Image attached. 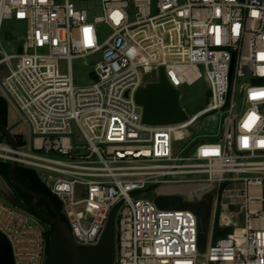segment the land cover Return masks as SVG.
<instances>
[{
	"label": "built area",
	"instance_id": "2783aa9c",
	"mask_svg": "<svg viewBox=\"0 0 264 264\" xmlns=\"http://www.w3.org/2000/svg\"><path fill=\"white\" fill-rule=\"evenodd\" d=\"M101 1L103 15L91 20L72 0H0V30L4 19L26 23L20 50L0 51L1 85L32 131L31 151L26 136L18 144L13 135L14 149L0 132V159L52 180L44 182L79 244L97 243L123 201L115 264H264V96L253 98L264 93V0ZM100 23L112 29L103 42ZM97 53L95 82L76 86L72 59ZM160 67L178 89L205 77L208 105L180 123H144L135 94ZM215 111L224 112L220 137L175 155V142ZM170 195L192 203L212 195L204 253L197 214L156 204ZM216 227L226 235L215 240ZM0 231L15 264H44L46 229L2 198Z\"/></svg>",
	"mask_w": 264,
	"mask_h": 264
},
{
	"label": "water",
	"instance_id": "95a60500",
	"mask_svg": "<svg viewBox=\"0 0 264 264\" xmlns=\"http://www.w3.org/2000/svg\"><path fill=\"white\" fill-rule=\"evenodd\" d=\"M181 92L167 79L164 67L159 69L157 81L147 82L135 94V100L143 108V122L150 125H170L188 119V114L180 102ZM0 130L7 137L14 149L17 148L11 130L0 124ZM18 163L12 162L9 178L18 189L34 198L32 205L38 210V202L44 197L33 189L21 183L15 175ZM6 201V200H5ZM123 201L118 202L111 210L100 239L95 244H79L67 222L58 210L52 206L54 215L42 213L55 226L49 238V254L44 264H115L117 239L116 216ZM155 202L161 209H191L198 217V251H206L209 239L212 195L192 203L187 202L179 195L157 196ZM18 203V202H17ZM19 208L29 213L23 202ZM39 211V210H38ZM0 264H15L12 246L8 238L0 231Z\"/></svg>",
	"mask_w": 264,
	"mask_h": 264
},
{
	"label": "rangeland",
	"instance_id": "374dc122",
	"mask_svg": "<svg viewBox=\"0 0 264 264\" xmlns=\"http://www.w3.org/2000/svg\"><path fill=\"white\" fill-rule=\"evenodd\" d=\"M72 1L74 2L77 9L87 10L88 16L91 20H93L95 17L103 15V6L101 0ZM97 30L100 42H103L112 31L110 26L104 23L98 24ZM25 34L26 23L24 21H18L15 19H4L0 30V51H6L9 54L19 51L20 47L22 46ZM100 60V54L98 53L88 56L86 58L72 59L71 67L74 84L78 87H81L94 83V68L97 63L100 62ZM17 62V59L13 60L14 64H16ZM59 66L62 73L65 74L68 72L67 60H61L59 62ZM5 72V67L0 66V96L6 100L7 104V128H9L11 130V133L13 135H16L17 137L19 135L26 136L28 141L25 145H23V148L27 151H31V127L27 122L21 121L22 116L20 111L1 85V80ZM147 76L149 79L155 78L153 73L151 72H147ZM179 90L181 92V105L189 116L196 114L208 105L211 92L209 90L208 81L205 77L199 79L193 84L183 83L179 86ZM223 118L224 112L222 111H215L202 116L197 122H195L192 126L188 128V132L186 133V137L184 139L175 142V155H186L187 150L193 148V146L200 140L217 139L218 137H220L223 127ZM74 132L78 140L82 141V135L77 127L74 128ZM41 153L46 154L44 152ZM51 155L54 157H58L55 154ZM0 160L11 162L6 159ZM188 177L198 178V176ZM44 181L50 184L52 180H49L48 177L45 176ZM85 189L86 187L81 184L76 185V199H82L84 197ZM0 198L6 200L7 202L17 207L20 206L18 203L22 202L16 195L15 190L11 187L8 180L1 174ZM62 213L64 214L63 209ZM40 223L46 230L49 228V225L42 222ZM231 229V227L227 228V231H231ZM218 238V236L214 237L215 240Z\"/></svg>",
	"mask_w": 264,
	"mask_h": 264
},
{
	"label": "trees",
	"instance_id": "16d2710c",
	"mask_svg": "<svg viewBox=\"0 0 264 264\" xmlns=\"http://www.w3.org/2000/svg\"><path fill=\"white\" fill-rule=\"evenodd\" d=\"M0 124L7 127V104H6V100L1 96H0ZM0 132L2 136H5L1 130ZM16 137L17 136L15 135V138ZM17 138L16 141L18 144H20L21 141L18 140ZM11 166H12L11 162L0 160V174L3 175L8 180L11 187L15 190V193L18 196V198L27 206V208L29 209V214L33 215L40 222L49 225V228L45 232L47 241L49 242V238L52 232L54 231L55 226L51 224L48 221V219H46L43 216L42 213L54 215V210L52 208V206H54L56 210L60 212L63 220L67 222L65 215L62 213L61 202L54 194H52L48 186L41 179L39 173L35 169L18 165L17 168L15 169L16 178L30 189H33L34 191L44 195V197H42L38 202L39 211L35 210L34 206L32 205L34 198L30 195L21 192L18 189V187L11 182L9 178V171L11 169ZM225 235H226V230L221 231L219 230L218 227H216L215 236H218L220 238V237H224Z\"/></svg>",
	"mask_w": 264,
	"mask_h": 264
},
{
	"label": "snow or ice",
	"instance_id": "6c2138e0",
	"mask_svg": "<svg viewBox=\"0 0 264 264\" xmlns=\"http://www.w3.org/2000/svg\"><path fill=\"white\" fill-rule=\"evenodd\" d=\"M90 30L89 29H85V32H89ZM260 59H264V54H260ZM257 96H264V93H254L253 94V98H256ZM251 119V117H250ZM248 125L246 124L245 127H247Z\"/></svg>",
	"mask_w": 264,
	"mask_h": 264
}]
</instances>
